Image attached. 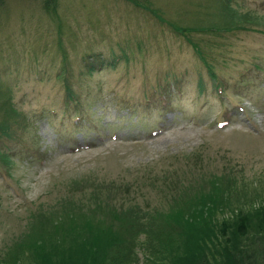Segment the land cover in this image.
Returning <instances> with one entry per match:
<instances>
[{"label":"rangeland","instance_id":"374dc122","mask_svg":"<svg viewBox=\"0 0 264 264\" xmlns=\"http://www.w3.org/2000/svg\"><path fill=\"white\" fill-rule=\"evenodd\" d=\"M224 1L58 0L51 14L0 0V124L16 113L0 138V248L74 188L110 183L167 208L165 188L140 180L171 169L234 179L217 218L262 201L264 0Z\"/></svg>","mask_w":264,"mask_h":264},{"label":"trees","instance_id":"16d2710c","mask_svg":"<svg viewBox=\"0 0 264 264\" xmlns=\"http://www.w3.org/2000/svg\"><path fill=\"white\" fill-rule=\"evenodd\" d=\"M39 1L48 13L55 12L58 0ZM92 62L84 65L86 72L93 70ZM177 82L172 89L168 84L160 87V104L173 101ZM66 90L70 97L68 86ZM12 110L9 121L16 118ZM6 121L0 124L3 140L16 135V128ZM185 169L166 171L164 183L154 174L141 178L165 188L163 194L172 202L163 209L133 197L118 200L115 195L122 192L110 183L74 188L81 197L75 192L62 196L50 210L39 205L30 211L26 230L0 248V264H137L140 252L147 264H264V198L252 204L257 194L243 202L245 208L217 218L218 209L222 213L231 207L234 179L213 174L199 181L183 180L181 174L190 172Z\"/></svg>","mask_w":264,"mask_h":264}]
</instances>
